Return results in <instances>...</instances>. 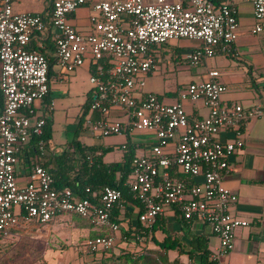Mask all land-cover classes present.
<instances>
[{
    "label": "built area",
    "instance_id": "built-area-1",
    "mask_svg": "<svg viewBox=\"0 0 264 264\" xmlns=\"http://www.w3.org/2000/svg\"><path fill=\"white\" fill-rule=\"evenodd\" d=\"M240 1L251 6L254 22L249 35H259L264 31V0ZM85 3L52 0L49 12L42 16L14 12L11 0H0V239L69 213L109 232L84 241L82 252L90 256L112 248L113 233L120 228L113 213L125 207L115 187H103L96 194L85 189L83 196L54 188L49 172L38 164L28 168L24 185L15 182L13 167L19 152L31 136L41 135L46 122L34 117L32 106L48 93L47 62L39 52L48 33L60 72L88 64L91 89L81 127L96 139L147 136L149 154L135 152L123 184L136 202L140 231L132 235L133 241L143 244L164 208H175L183 220L196 219L210 229L217 243L208 258L224 264L220 260L232 248L234 231L248 222L229 213L236 196L222 185L223 175L228 172V158L243 145L245 127L264 115V105L222 104L225 87L215 71H209L206 80L178 88L171 104L143 92L142 77L154 69L156 48L171 40L199 43V48L185 55L189 66L230 54L238 35L235 8L229 2L214 5L211 0H95L88 7L90 31L84 33L68 21ZM60 75L58 81L64 82ZM183 102H201L207 115H187ZM112 111L118 116L112 117ZM225 131L232 132L231 140L219 139ZM37 147L43 154L41 140ZM120 148L124 150L126 144ZM171 173L190 180H179ZM198 176L200 183L194 180Z\"/></svg>",
    "mask_w": 264,
    "mask_h": 264
},
{
    "label": "crops",
    "instance_id": "crops-1",
    "mask_svg": "<svg viewBox=\"0 0 264 264\" xmlns=\"http://www.w3.org/2000/svg\"><path fill=\"white\" fill-rule=\"evenodd\" d=\"M25 1L26 0H11L13 11L37 13V11L35 12L31 10L23 11V9L27 7L23 8L20 5ZM227 2L232 4L236 10L238 22L237 39L233 44L230 54L216 55L211 59L201 62L205 67L203 72L205 80L209 71H215L218 73L217 81L225 87V92L220 97L222 104L234 102L243 107H248L253 104L264 105V31L260 33L257 38L252 39L253 37L249 35L248 30L254 21L251 24H247L246 21L248 15L252 18L251 6L240 0H227ZM40 14L45 16L44 13ZM70 18L72 17L70 16L69 19ZM47 35L48 33L42 38L43 52L47 58L52 60V43L50 42V39L44 41ZM57 71L58 69L53 64L49 71L48 83L52 76L56 79L59 74ZM142 90L143 92L153 93L145 89V83ZM86 98H88V95ZM51 99L50 84H48L47 96L39 103L45 104L46 108L50 110L52 105ZM182 107L183 109L185 107L189 109L186 113L187 115L197 118H203L207 115V111L202 106L201 102H183ZM32 108L34 117L44 118L42 115L38 116L36 114V109H34L33 106ZM79 112L80 108L78 109L77 117ZM118 114L119 112L117 111L111 112L112 117L118 116ZM232 137L233 134L230 131L221 132L219 134V139L222 141L231 140ZM37 138L38 137L31 136L28 143L23 149H21L16 159L17 162L19 159L25 157L27 161L31 162L22 164V169L19 171L16 169V162L14 164V178L16 184L19 186L25 184L26 174L31 165L38 164L47 169V171L52 165V159L55 155L47 156L48 151L45 147L43 148V154H39L37 147V142L39 140L37 141ZM99 139L100 138H97L96 140ZM242 139V147L234 150L227 160L228 172L223 175L222 185L236 196V201L229 207V213L236 218L247 221L248 226L237 228L234 231L231 243L232 248L230 252L220 260V262L224 264H264V191L262 187L264 184V115L255 118L248 123L242 133ZM134 143L135 142L124 141L119 144V147L123 144H126V146L129 144L132 145L135 152H137V148L141 146V143H138L139 146L137 147H134ZM85 146L96 147L94 145ZM99 150L101 149L99 148ZM109 150L110 147L106 146L102 147L101 151L107 152ZM101 161L105 164L119 162L115 160H108L105 162L104 156L101 157ZM188 180H190V178L185 176L182 181L186 182ZM194 180L200 183L202 178L201 176H198ZM167 209V213L163 210V214L159 217H162L167 229L179 236L180 214L175 208ZM122 212H125L126 218L118 224L119 226L122 225L125 229L126 224H133L135 221L136 209L134 204L126 203L124 210L120 213ZM166 215L169 217H166ZM117 219L120 220L121 215L120 217H117L116 220ZM190 223L191 233H201L205 235V238L208 241V248L211 250L216 245L217 240L210 232V229L196 219L190 220ZM98 231H103V229H98L95 232ZM17 233L20 232H13L11 235H16Z\"/></svg>",
    "mask_w": 264,
    "mask_h": 264
},
{
    "label": "rangeland",
    "instance_id": "rangeland-1",
    "mask_svg": "<svg viewBox=\"0 0 264 264\" xmlns=\"http://www.w3.org/2000/svg\"><path fill=\"white\" fill-rule=\"evenodd\" d=\"M94 1L86 0L85 5L76 8L68 21L72 25H78L81 32L90 31L86 20L90 13L89 4ZM168 2L186 3L187 0H168ZM51 3L52 0H26L20 6L27 7L23 11H37L46 15ZM246 18L247 24L253 22L249 15ZM251 37L255 39L258 35ZM197 48L199 43L187 39L171 40L163 46H158L154 69L142 77L145 89L156 94L163 104H170L175 101L178 88L190 82L205 80L203 73L205 67L202 63L189 66L185 60V54ZM57 72L61 74L60 77L64 82L60 83L57 80L59 76L56 79L52 76L48 83L52 95L51 109L48 110L45 104L33 103L36 114L42 115L47 120L49 140L44 143L48 151L47 156H57L71 141H78L83 145H94L101 150L102 147L109 146L110 150L103 154L105 162L120 161L122 150L119 144L124 141L141 143V146L137 148L138 154H149L147 136L143 134H133L130 139H126L122 134L96 140L81 127V124L77 125L78 109L91 89L86 62L70 73H62L59 70ZM188 110L187 107L184 108L185 113ZM27 162L31 161H27L25 157L19 159L15 164L17 171L21 170L22 164ZM167 211L168 209L164 208V212L167 213ZM166 217L169 216L166 215ZM119 227V230L113 233L114 245L110 251L114 254L118 252L119 247L131 249L134 245L132 242L123 240L121 236L124 227L122 225ZM96 230L98 228L89 225L85 220L69 213H62L45 225H32L27 232L0 239V264H84L83 262L90 256L83 254L82 245ZM147 245L149 248L153 247L151 243ZM174 257L175 254L171 252L169 259L172 260ZM178 259L181 264L188 263L184 256Z\"/></svg>",
    "mask_w": 264,
    "mask_h": 264
},
{
    "label": "trees",
    "instance_id": "trees-1",
    "mask_svg": "<svg viewBox=\"0 0 264 264\" xmlns=\"http://www.w3.org/2000/svg\"><path fill=\"white\" fill-rule=\"evenodd\" d=\"M211 2L214 5H217L222 2H227V0H211ZM50 7L47 10V13L49 12ZM48 39L49 35H47L44 41ZM163 45L165 44L160 46ZM31 47L32 46L28 47V49L30 50ZM43 51L44 48L39 52L45 56ZM156 58L154 63L156 62ZM45 59L47 62L48 79L50 68L54 64V59L52 58V60H50L46 56ZM88 104L89 100L86 98L80 107L79 120L77 122L78 126H80L81 121L87 112ZM36 140H41L43 143L49 140L47 122H45L42 127L41 135ZM104 152L105 151L99 150V148L88 147L78 141H71L66 148L60 152V154L52 159V165L48 172L52 177L53 187L57 189H69L77 196H83L85 189H88L89 193L96 194V192L103 187H115L121 192V197L125 204L129 203L136 206V202L129 198V195L123 186L132 170L131 158L135 154V149L132 145L128 144L126 148L122 150L121 160L119 162L108 164L102 163L101 161ZM171 175H175L179 180H184V177L186 176L175 173H171ZM120 215L121 219L116 220ZM113 216L119 224L124 218H126L125 212L120 213L119 211H115ZM179 223L180 235L177 236L165 227L164 220L162 217L158 216L144 243L138 244L132 239V235L140 231V225L135 219L133 224H126V228L121 236L126 242H132L134 244L131 249L119 247L116 254L112 253L110 251L111 249L107 251H99L98 253L90 255V258L86 259L83 263L181 264L178 258L184 256L188 261L187 264H214L208 258L210 250L205 235L201 233H191L190 221L183 220L181 216ZM108 234L109 232L104 230L93 232L89 237L92 238ZM148 243H151L153 247L149 248L147 245ZM170 252L175 254V257L172 260H170L168 256Z\"/></svg>",
    "mask_w": 264,
    "mask_h": 264
}]
</instances>
